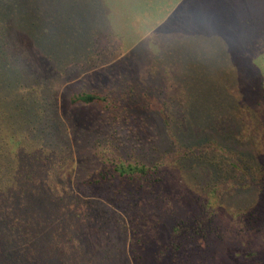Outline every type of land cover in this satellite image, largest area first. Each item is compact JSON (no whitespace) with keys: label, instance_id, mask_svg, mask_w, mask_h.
I'll return each mask as SVG.
<instances>
[{"label":"rangeland","instance_id":"1","mask_svg":"<svg viewBox=\"0 0 264 264\" xmlns=\"http://www.w3.org/2000/svg\"><path fill=\"white\" fill-rule=\"evenodd\" d=\"M259 72L264 0H0L2 106L4 82L15 90V143L0 154V264H264V189L252 186L264 173ZM124 89L117 124L96 103L71 100L100 91L112 101ZM36 96L42 120L30 125ZM9 120L0 112L4 135ZM211 138L250 162L223 166L235 190L215 205L212 230L174 235L222 162L215 151L183 157L182 147ZM166 151L151 185L81 184L106 157L151 164ZM71 180L95 202H67ZM73 221L81 242L66 263L56 233Z\"/></svg>","mask_w":264,"mask_h":264},{"label":"trees","instance_id":"2","mask_svg":"<svg viewBox=\"0 0 264 264\" xmlns=\"http://www.w3.org/2000/svg\"><path fill=\"white\" fill-rule=\"evenodd\" d=\"M143 33V32H142ZM7 44V42H6ZM89 53V52H88ZM100 59V58H99ZM3 61L5 64H11L9 62V53L8 58L5 56L3 58ZM89 61V59H88ZM259 77V83L258 88L260 89V99L258 102L264 103V72L258 73ZM5 87L2 85V88H4L5 92L4 96L8 98L5 105L0 104V112L5 115V117H8L9 124H4L5 135L1 133L0 130V154L2 152H5V147L8 145V141L15 143V90L13 89V92L10 90V83L4 82ZM14 88V87H13ZM10 90V91H9ZM34 90V89H30ZM126 90L122 93H119L118 96H114V100H109L107 97H109V94H105L104 92L100 91H89V92H83L82 94L74 95L71 97L72 102H81L84 104L88 103H96L101 109L108 111L109 115H112V121L113 123H121L123 119L126 118V114L128 111V107H119L121 105L119 101L122 98H126L128 95L126 94ZM11 95L14 98H11ZM30 94H24L23 96H29ZM12 99L14 100V104H10ZM26 99V98H25ZM29 101V99H26ZM164 109L160 112V120L162 119L166 129L168 128L169 121L168 118L161 113H166L168 108V102L167 100H163ZM27 104H22L20 107L25 108ZM20 109V110H21ZM34 112H32V115L28 114L30 117V125H38L41 122L42 118V103L38 101V97L36 96V99L34 100V106H33ZM169 110V109H168ZM18 114L22 115L21 112ZM5 119V118H4ZM40 119V120H39ZM4 122V121H3ZM38 123V124H37ZM237 142H243L245 140V137L241 134H239L237 137ZM111 146V143H109ZM38 146V145H37ZM187 148H183V152H181V155L183 157L188 155H194V157H207L208 155H215L213 151H215L219 156L222 158V162L217 161L215 164L216 173L213 174V182L211 183V186H207L210 188L209 195L206 199V201L201 203V209L197 210L193 214L186 217L185 220L179 221L178 224L173 228L172 233L174 235L181 233L182 235H188V236H195L199 237L200 235H203L204 231L208 232L212 230L211 224L213 220L216 218L215 214V205L219 203L221 199H225L228 197V194L233 193L235 190L233 185H229L228 179H226V173L228 174V170L223 169V166H227L228 168H231L233 170H238V164L239 159L240 162L243 164L244 162H250L248 159L251 157H247L245 153L236 152L234 150L228 149L224 147L222 144H219L216 139L211 138L209 142H206L202 145H195V144H187ZM5 148V149H4ZM169 151H166L164 154H161L160 152H157L155 154V157L151 159V164L143 163L139 159H134L132 162H116L113 159L109 160V158L106 157V159H103V166L97 171V173L90 175L88 174L86 178L81 182L82 185L85 187H96L99 184L106 185L109 181L112 179H118V184H120L123 187H126L128 184H132L135 188L143 187L146 183L148 185H151L152 183H156L160 180L159 177V169L161 164L169 158L168 155ZM207 152H211L207 154ZM260 153H263V150H260ZM216 154V155H217ZM244 155V156H243ZM242 159V161H241ZM41 163H44V160H41ZM149 163V162H148ZM227 164V165H226ZM8 168V164H3L0 166V171H6ZM262 168V167H261ZM259 168V169H261ZM13 173H15V167L13 169ZM71 178V177H70ZM228 182V183H227ZM258 190L264 189V173L258 175V177L255 179V182L253 185ZM69 188L72 190V197L67 199V202L73 203V204H81L88 206L89 204L95 202L94 197L91 195H81L77 194L75 191V184L72 183V180L69 181ZM246 188V187H245ZM1 191V189H0ZM118 190L115 189V192H118ZM115 198V197H113ZM2 220V217L0 216V221ZM21 224V219H15L12 222V230L11 233L15 232V229L17 226ZM75 222L71 223L69 226H67V230L64 232H60L58 230V233H56V249L58 252H60V255L62 256L64 260V255H66L65 262L68 263V261L73 257V254L77 253V248L81 242V239L78 237V233L76 230ZM55 232H57V229ZM185 231V233H183ZM58 234V235H57ZM162 256V251H160L159 258Z\"/></svg>","mask_w":264,"mask_h":264}]
</instances>
